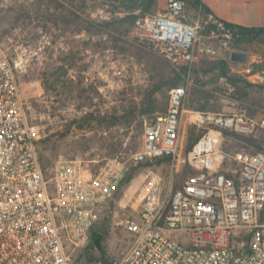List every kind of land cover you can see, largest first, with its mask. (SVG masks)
<instances>
[{
    "label": "built area",
    "instance_id": "2783aa9c",
    "mask_svg": "<svg viewBox=\"0 0 264 264\" xmlns=\"http://www.w3.org/2000/svg\"><path fill=\"white\" fill-rule=\"evenodd\" d=\"M186 7L184 0H165L164 11L133 24V39L188 75L204 59H222L232 74L264 83L258 54L243 52L245 63L231 62L233 32L207 15L216 30L200 35ZM188 88L187 78L169 89L164 113L143 119L141 150L129 160L170 158L175 172L182 161L189 173L172 188V173L164 183L148 170L138 218L125 225L130 238L110 264H264V113L246 115L234 89L221 100L229 113L190 109ZM187 126L200 133L182 160ZM234 135L253 137L261 149L228 152ZM38 138L0 42V264H72V251L86 244L97 220L96 207L115 197L129 166L112 160L89 171L82 159L59 158L44 169Z\"/></svg>",
    "mask_w": 264,
    "mask_h": 264
},
{
    "label": "rangeland",
    "instance_id": "374dc122",
    "mask_svg": "<svg viewBox=\"0 0 264 264\" xmlns=\"http://www.w3.org/2000/svg\"><path fill=\"white\" fill-rule=\"evenodd\" d=\"M137 15L118 0H0V42L20 84L28 125L39 136L43 167L59 158L82 159L89 171L112 160L129 165L115 197L95 209L94 227L101 224L106 231L107 260L130 238L125 225L138 218L148 170H157L164 183L172 173V188L189 173L182 161L175 172L171 159L136 165L129 160L141 150L143 119L166 111V82L178 69L135 42L128 22ZM251 53L261 57L256 70L264 72V50ZM221 60L204 59L193 69ZM193 69L183 79L189 82L185 106L197 89L214 96L206 111L231 112L221 100L228 89H234L239 99L235 87L224 78L217 80L215 73ZM229 75L246 81L230 71ZM252 85L241 103L246 115L256 117L264 113V83ZM193 131L196 138L200 132ZM188 132L187 126L182 133V160ZM245 143L234 141L226 149L249 150ZM86 250L72 251L73 264L87 263Z\"/></svg>",
    "mask_w": 264,
    "mask_h": 264
},
{
    "label": "trees",
    "instance_id": "16d2710c",
    "mask_svg": "<svg viewBox=\"0 0 264 264\" xmlns=\"http://www.w3.org/2000/svg\"><path fill=\"white\" fill-rule=\"evenodd\" d=\"M122 4L129 6V9L132 11H138V15L133 17L132 21L128 22L130 25L134 24V21L138 18H141L145 15L152 14L153 8L156 6L157 0H118ZM199 6L202 7L203 13H200V18L202 20V28L200 29V35L207 36L212 31L216 30V26L212 23L207 22V15H211L212 18L223 24L226 30L233 32L234 36L232 42L230 43V49L241 52H256L258 49L264 50V28H247L234 24L227 23L223 20L216 18L212 12L204 5L202 0H194ZM187 6H190L194 9H197L193 6L191 0H184ZM258 33L259 37H255L254 34ZM195 67V66H194ZM193 67V68H194ZM258 68V66L256 67ZM203 73H215L216 79L224 78L229 84L235 87L236 93L240 99L243 101L247 98L246 88L252 87V83L246 82L240 78L233 77L229 75L228 61L221 60L218 62L203 63L202 66L193 69L194 73L198 72ZM187 74V69L185 67H178L177 70H173L171 76L167 79L166 86L171 89L173 87L179 86ZM239 83H242L243 86H240ZM191 97L188 98L186 107L199 111H206L209 106L208 100L214 96L208 93H204L197 89L193 90ZM202 94H207L202 95ZM158 115L157 113L155 116ZM154 116V117H155ZM193 127H189V132L187 133L186 141V150L189 152L192 145L196 141V138L193 135ZM227 133H225L226 135ZM236 141H244L245 144L252 148V150H260L261 147L259 143L253 137H243L239 135H234ZM157 161L169 162L170 158H161ZM43 167V165H42ZM44 168V167H43ZM45 169V168H44ZM95 225V223H94ZM91 227L88 233V240L86 244L81 248H86L85 255L87 257V263L91 262H102L104 264H110L112 259L107 260L105 258V246H106V231L103 225L99 224L98 227ZM95 253L98 257H94L92 254ZM73 264V261H72Z\"/></svg>",
    "mask_w": 264,
    "mask_h": 264
},
{
    "label": "crops",
    "instance_id": "0c3cea01",
    "mask_svg": "<svg viewBox=\"0 0 264 264\" xmlns=\"http://www.w3.org/2000/svg\"><path fill=\"white\" fill-rule=\"evenodd\" d=\"M212 14L227 23L247 27L264 28V0H202ZM165 0H157L153 13L164 11ZM188 20L200 19V12L186 7Z\"/></svg>",
    "mask_w": 264,
    "mask_h": 264
},
{
    "label": "water",
    "instance_id": "95a60500",
    "mask_svg": "<svg viewBox=\"0 0 264 264\" xmlns=\"http://www.w3.org/2000/svg\"><path fill=\"white\" fill-rule=\"evenodd\" d=\"M191 2L193 4V6L196 7L200 13H203V9H202L201 6H199L194 0H191ZM254 36L255 37H259V34L256 33V34H254ZM230 61L231 62H234V63H245V61H246V54L243 53V52H236V51H234V52H232L230 54Z\"/></svg>",
    "mask_w": 264,
    "mask_h": 264
}]
</instances>
